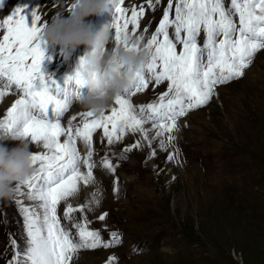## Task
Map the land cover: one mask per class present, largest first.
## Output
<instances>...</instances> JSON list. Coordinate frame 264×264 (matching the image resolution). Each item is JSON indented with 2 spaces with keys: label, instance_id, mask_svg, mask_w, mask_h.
I'll return each mask as SVG.
<instances>
[{
  "label": "rangeland",
  "instance_id": "obj_1",
  "mask_svg": "<svg viewBox=\"0 0 264 264\" xmlns=\"http://www.w3.org/2000/svg\"><path fill=\"white\" fill-rule=\"evenodd\" d=\"M178 2L172 0L170 19L175 18ZM66 3L67 0H2L0 22L17 7H25L29 26L33 10L40 16L38 26L51 23L55 14L70 19L72 10L65 8ZM168 3L169 0H126L123 6L127 8V18H131L134 8L144 12L138 16L139 28L130 24L129 33H134V38L143 35L147 42L159 27ZM230 3L225 0V7L229 8ZM115 6L112 0L109 12L87 17L86 22L96 31L112 25ZM234 19L238 25V14ZM112 31L109 48L120 46L113 28ZM169 33L171 37L174 29L170 28ZM3 34L6 32L0 29V38ZM198 42L202 47L203 33ZM181 49L182 45H178V52ZM92 51L81 45L65 60L62 49L50 47L42 71L63 84L67 76L75 73L81 58ZM168 83L153 82L127 98L139 110L157 102ZM80 91L89 94L86 87ZM215 92L218 95L207 105L179 118L177 129L171 133L157 136L153 122L148 121L146 124L153 127L151 141L140 132L129 131L122 140L109 145L103 128L96 130L92 144L95 182H81L78 193L68 198L76 209L70 214L72 219L64 218V201L58 205L57 213L76 241L79 236L75 224L86 223L89 231L100 233L102 242H113V233L118 242L112 247L81 249L72 255L70 264H109L113 257V264H264V49L256 53L243 77L217 85ZM9 94L15 100L20 96L15 88ZM111 108L112 105L105 115L111 114ZM69 110L76 116L71 121L73 126H82L81 113L87 109L75 101ZM49 114L54 121L51 109ZM6 115L0 107V120ZM67 115L66 112L61 118L65 127L71 120ZM170 135L175 138L169 140ZM27 140L33 154L47 151L30 138ZM137 141L139 147L124 151ZM0 142L12 147L18 141L5 137L0 130ZM77 145L84 147L81 140ZM81 153L84 156L86 149ZM105 158L116 166L114 172L101 166ZM81 171L87 172V167L82 165ZM93 193H97L98 203ZM17 201L38 214L43 212L40 201L16 194L11 200L0 201V264L12 261L16 251L13 240L20 250L26 246L25 218ZM105 213V218L99 219Z\"/></svg>",
  "mask_w": 264,
  "mask_h": 264
},
{
  "label": "snow or ice",
  "instance_id": "obj_2",
  "mask_svg": "<svg viewBox=\"0 0 264 264\" xmlns=\"http://www.w3.org/2000/svg\"><path fill=\"white\" fill-rule=\"evenodd\" d=\"M125 3L126 0H115L116 19L111 26L117 44L128 47V38L135 35L129 33V25L139 28L138 16H143L144 12L141 9L138 13L134 8L129 19L127 8L123 6ZM172 8V0H169L159 27L146 42L152 50V58L137 74L134 87L116 98L118 107H112L110 115L104 113L97 117L91 111L81 113L84 117L82 126H73L71 121L76 119L75 115L66 127L62 126L61 118L82 96L85 57L81 58L75 73L61 84L42 71L46 53L37 39L42 27L38 26L40 16L37 11L31 13V26L25 7H17L0 22V29L6 32L0 38V101L13 88L20 93L8 109L6 118L0 120V130L5 137L30 138L47 150L33 154L36 171L22 183L27 198L40 201L43 212H33L23 206L22 201H17L25 218L26 246L20 250L15 240L11 242L16 251L9 264H70L72 255L81 249L114 246L118 242L116 233L112 234L113 242L104 243L100 233L89 231L86 223L75 224L79 236L76 241L61 224L57 213L58 205L64 201L67 205L64 218L72 219L70 214L76 209L68 203V198L78 193L81 182L84 185L95 182L92 144L96 130L103 128V136L107 137L109 145L122 140L129 131L141 132L144 139H148V130L144 128L148 121L153 122L157 136L171 133L177 129L179 118L207 105L214 95H218L215 92L217 85L243 77L256 53L264 49V0H231L229 8L225 7V0H179L175 5V18L170 19ZM236 14L238 25L234 19ZM170 28L174 29L171 37ZM202 33L204 43L201 47L198 41ZM137 37L144 39L143 35ZM178 45H182L179 52ZM165 81L169 82L168 89L157 102L137 110L127 98L141 93L153 82L159 85ZM61 137L66 139L61 142ZM174 138L168 136L169 140ZM78 140L85 146L84 156L77 148ZM139 146L137 141L124 151ZM100 164L115 171L116 166L107 158ZM82 165L87 167V172L81 171ZM16 191L24 194L20 185ZM92 196L98 203L97 193ZM105 216L106 213L99 219L103 220ZM114 260V257L110 258L109 264Z\"/></svg>",
  "mask_w": 264,
  "mask_h": 264
},
{
  "label": "clouds",
  "instance_id": "obj_3",
  "mask_svg": "<svg viewBox=\"0 0 264 264\" xmlns=\"http://www.w3.org/2000/svg\"><path fill=\"white\" fill-rule=\"evenodd\" d=\"M111 2L67 0L65 8L72 10V17L65 19L55 14L52 22L46 21L37 34L45 53L50 47H59L65 60L81 45L93 49L85 56L82 68L83 88L89 94H82L79 102L97 117L109 110L118 96L134 87L137 74L149 64L153 54L144 39L132 36L128 38V47L121 44L109 48L113 41L112 26L96 31L94 25L86 22L87 17L109 12ZM16 140L12 147L0 142V201L11 200L15 187L36 171L31 144L24 138Z\"/></svg>",
  "mask_w": 264,
  "mask_h": 264
},
{
  "label": "bare ground",
  "instance_id": "obj_4",
  "mask_svg": "<svg viewBox=\"0 0 264 264\" xmlns=\"http://www.w3.org/2000/svg\"><path fill=\"white\" fill-rule=\"evenodd\" d=\"M15 102V97H13L12 95L10 94H7L4 99L2 101H0V107H3L5 109V113L7 114V111L8 109L14 104ZM138 103V102H137ZM134 105V104H133ZM137 105V104H136ZM112 107H118V105L115 104V101L112 103ZM136 107V106H135ZM137 108V107H136ZM139 109V108H138ZM67 116L69 117H72L74 115V112L73 110H68L67 112ZM111 126V125H110ZM144 128L148 130V139H146L147 141H151V136H150V131L153 130V127L152 126H149L147 125L146 123L144 124ZM129 133V132H128ZM130 134V133H129ZM140 134L143 136V134L140 132ZM64 139H66L65 137H62L61 138V142L64 141ZM29 142V141H28ZM42 145V144H41ZM77 148L80 150V152H85V146L83 147V145L79 146L77 145ZM83 154V153H81ZM21 186V192H24V194L22 195L20 192H17L16 189H15V193L16 194V197H23V198H27V194H26V189L23 188V185H20ZM30 200V199H28ZM31 201V200H30ZM33 212H35V210L31 209Z\"/></svg>",
  "mask_w": 264,
  "mask_h": 264
}]
</instances>
